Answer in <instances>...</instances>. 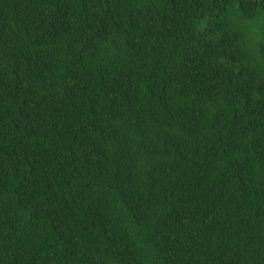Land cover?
Segmentation results:
<instances>
[{"label": "trees", "instance_id": "16d2710c", "mask_svg": "<svg viewBox=\"0 0 264 264\" xmlns=\"http://www.w3.org/2000/svg\"><path fill=\"white\" fill-rule=\"evenodd\" d=\"M0 264H264V0H0Z\"/></svg>", "mask_w": 264, "mask_h": 264}]
</instances>
